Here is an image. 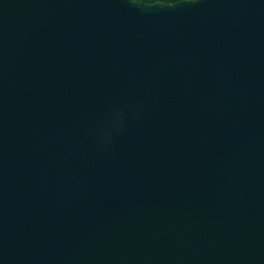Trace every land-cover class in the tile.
<instances>
[{
	"label": "water",
	"instance_id": "1",
	"mask_svg": "<svg viewBox=\"0 0 264 264\" xmlns=\"http://www.w3.org/2000/svg\"><path fill=\"white\" fill-rule=\"evenodd\" d=\"M130 3L0 0V264H264V0Z\"/></svg>",
	"mask_w": 264,
	"mask_h": 264
},
{
	"label": "clouds",
	"instance_id": "2",
	"mask_svg": "<svg viewBox=\"0 0 264 264\" xmlns=\"http://www.w3.org/2000/svg\"><path fill=\"white\" fill-rule=\"evenodd\" d=\"M127 2L130 5H133L129 2V0H127ZM200 3V0L199 2ZM198 3H186V2H181V0H168V7L167 8H177L179 6H183L186 4H198ZM143 8H150L153 7V4L151 3H146L142 6ZM124 124V113L123 110L117 108L114 109L111 115V120H110V124L106 129H101L98 133L99 139L103 142L105 140H107L111 134H112V130L115 129L116 131H119Z\"/></svg>",
	"mask_w": 264,
	"mask_h": 264
},
{
	"label": "snow or ice",
	"instance_id": "3",
	"mask_svg": "<svg viewBox=\"0 0 264 264\" xmlns=\"http://www.w3.org/2000/svg\"><path fill=\"white\" fill-rule=\"evenodd\" d=\"M130 2V0H129ZM183 2L186 3H198L199 0H183ZM146 4V3H144ZM144 4H141L139 6H143ZM151 4H153V7H150L149 9H155V8H159V7H168V0H163V2H151Z\"/></svg>",
	"mask_w": 264,
	"mask_h": 264
},
{
	"label": "trees",
	"instance_id": "4",
	"mask_svg": "<svg viewBox=\"0 0 264 264\" xmlns=\"http://www.w3.org/2000/svg\"><path fill=\"white\" fill-rule=\"evenodd\" d=\"M135 1H140V2H143V3L163 2V0H135Z\"/></svg>",
	"mask_w": 264,
	"mask_h": 264
}]
</instances>
